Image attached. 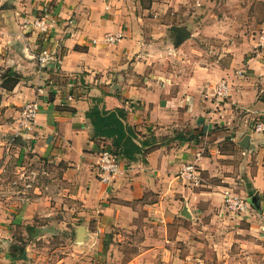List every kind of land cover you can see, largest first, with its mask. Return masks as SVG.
I'll use <instances>...</instances> for the list:
<instances>
[{
    "label": "crops",
    "instance_id": "1",
    "mask_svg": "<svg viewBox=\"0 0 264 264\" xmlns=\"http://www.w3.org/2000/svg\"><path fill=\"white\" fill-rule=\"evenodd\" d=\"M0 4V47L9 50L0 58V264H78L89 255L105 264L110 240L138 233L155 244L146 250H193L190 262L222 239L228 256L227 244L245 230L257 247L248 256L264 263V131L255 130L264 114V57L251 47L226 59L193 54L202 53L197 31L214 27L197 23L199 8H175L171 22V0ZM42 18L54 20L47 32L33 24ZM168 29L178 39L161 65L150 35ZM108 33L123 36L107 43ZM42 49L53 55L45 66ZM221 80L229 84L224 99L214 95ZM33 100L40 103L35 124L21 127V110ZM95 104L124 108L141 148L133 159L121 157L110 183L96 166L111 140L94 137L87 113ZM24 159L48 161L52 177L16 190L7 175L12 160ZM186 162L200 166L199 186L179 176ZM226 191L249 201L256 195L259 206L228 214ZM58 236L71 239L66 250L50 245Z\"/></svg>",
    "mask_w": 264,
    "mask_h": 264
},
{
    "label": "rangeland",
    "instance_id": "2",
    "mask_svg": "<svg viewBox=\"0 0 264 264\" xmlns=\"http://www.w3.org/2000/svg\"><path fill=\"white\" fill-rule=\"evenodd\" d=\"M157 1L159 3L161 2V0ZM192 1L194 2H192L193 4L186 3L184 5L183 3H179L178 0H171L172 6L168 10L171 12L169 15L170 21L177 22V16L174 14L175 8H178V11L181 10L182 7L187 10L188 8H191V10H193V8H199L200 11L197 13V17L199 14L200 19L197 23H199V25H213L214 28L212 29V32L208 30L206 32H203V30L197 31L199 32L197 38L202 45L201 48L196 49L202 53L200 55L198 52L194 51L195 48H192L191 52L193 54L203 56V58L206 56L207 58L216 57L217 59H226L230 55L234 56V54H237V49L241 52H244L246 49L250 50V47L253 49V44L256 42L258 32L264 25V0ZM156 6H159L160 8V5ZM1 19L0 12V22ZM159 20H161V17ZM200 28H203V26H200ZM152 34L153 35H150L152 39L151 45H155L154 54H157V61L162 65V61L165 60V56L168 54L165 50L168 48L172 49L175 47V44H177V32L168 29V31L166 30L164 32L157 30L154 33L152 32ZM2 36H4V34L0 31V44L2 43ZM4 48L5 47H0V58L6 53L5 50H7L5 55L9 54V50ZM163 49L164 52H162ZM174 65L178 66L176 62ZM13 163L14 160H12V168L9 170L7 179L11 181V184L16 190H24V185L31 182L32 186L28 188L29 190L38 183H41L42 181L45 182L44 179L52 177V173L49 174V169L51 170L53 167L48 161L46 162L42 159H36L35 161L24 159L18 166H16V162L15 165H13ZM59 172L60 170L57 171V173ZM226 212L228 214L231 213L228 211ZM239 224L243 225L244 223ZM245 225L247 226V229H249L248 224ZM155 230L157 233L161 232V229ZM243 232L244 233H239L240 235L234 236L233 244L231 246L227 244V250H232V252H229L228 256L225 254V240L223 241L222 239L221 241H218V243H220V248L223 250L222 255L220 254L219 249H216L219 245L213 244L209 247L210 250H198L197 253L199 254V259L188 260L190 262L185 261V259L193 250H160V248L159 250L158 248L157 250H146L152 246L155 247V244H152V241L143 238L142 233H138L135 237L127 236L122 240H119L118 238L110 240V243H107L104 247L106 251L105 264H127L131 260H134V262L132 261V263L129 264H220L221 261L226 259V257L231 259L230 263L232 264H242L243 260L244 264H262V262L255 257L250 258L248 256L249 253L254 252L252 250H257L255 245L256 240L253 239L255 235L248 230ZM57 238L58 239H54L50 244L53 249L57 246L58 248L60 247L59 250H66L67 245L70 246L72 243L71 239H65V237L58 236ZM157 241L160 240L158 239ZM68 242H70V244H68ZM59 254H61V252H59ZM94 257L95 256L89 255L88 258H82V260L79 259L82 262L79 261L78 264H97Z\"/></svg>",
    "mask_w": 264,
    "mask_h": 264
},
{
    "label": "built area",
    "instance_id": "3",
    "mask_svg": "<svg viewBox=\"0 0 264 264\" xmlns=\"http://www.w3.org/2000/svg\"><path fill=\"white\" fill-rule=\"evenodd\" d=\"M54 20L47 22L45 19H36L33 24L35 28L39 29L40 32H47L52 27ZM123 36L120 33H108L103 36L104 42H117ZM253 50L257 55L264 57V27L258 32L256 42L254 44ZM53 59V55L48 49H42L39 55V61L42 66H45L50 60ZM1 74H0V84H1ZM229 94V84L226 80H221L217 82L214 87V95L218 99H224ZM40 109V103L38 100H33L26 103L20 113L19 126L24 128H32L35 124L36 116ZM255 130L258 132L264 131V114L257 120L255 124ZM197 159L200 158L201 153H198ZM197 162V161H196ZM196 162H186L182 165L179 176L186 180L189 184L194 186H199L202 184V171L198 163ZM121 155L115 151L104 147L98 153L97 159V169L98 176L101 181L105 183H110L113 181L115 176L121 172ZM25 189L32 186L31 182H28ZM224 208L231 212L232 214L239 216L243 214H251L254 211L253 204L247 199L237 194L234 191H226L224 197Z\"/></svg>",
    "mask_w": 264,
    "mask_h": 264
},
{
    "label": "trees",
    "instance_id": "4",
    "mask_svg": "<svg viewBox=\"0 0 264 264\" xmlns=\"http://www.w3.org/2000/svg\"><path fill=\"white\" fill-rule=\"evenodd\" d=\"M87 115L94 126V137L111 140L109 149L128 159H133L135 153L140 152L141 148L135 141L136 132L126 122L127 112L124 108L105 110L95 104Z\"/></svg>",
    "mask_w": 264,
    "mask_h": 264
},
{
    "label": "water",
    "instance_id": "5",
    "mask_svg": "<svg viewBox=\"0 0 264 264\" xmlns=\"http://www.w3.org/2000/svg\"><path fill=\"white\" fill-rule=\"evenodd\" d=\"M250 201L254 205L259 206V198H258V196H256V195L252 196L251 199H250Z\"/></svg>",
    "mask_w": 264,
    "mask_h": 264
}]
</instances>
